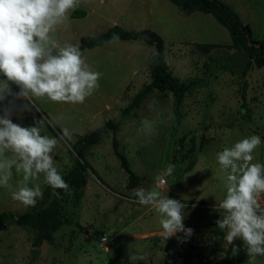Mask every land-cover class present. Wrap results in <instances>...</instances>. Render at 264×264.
Wrapping results in <instances>:
<instances>
[{"label":"rangeland","instance_id":"1","mask_svg":"<svg viewBox=\"0 0 264 264\" xmlns=\"http://www.w3.org/2000/svg\"><path fill=\"white\" fill-rule=\"evenodd\" d=\"M218 1L235 13L253 36L264 38V0ZM73 11L83 15L74 16ZM73 11L58 29L61 44H78L80 37L114 24L124 29L149 28L163 40L168 71L178 81H201L191 94L184 95L176 110L170 93L152 90L137 111L127 114L119 124L114 134L117 149L137 177L134 188L127 187L128 176L112 150L111 133L90 147L78 145L90 167L84 172V186L71 190L63 202L60 225L34 249L30 228L0 224V264H132L129 254L147 256L146 261L134 264H200L219 259L233 245L224 239L226 230L216 226L221 216L214 205L226 194L225 173L217 153L245 137L258 135L262 143L253 153V162L264 163V66L252 65L239 78L224 70L210 74L212 50H234L227 30L209 14L180 13L168 0H81ZM153 51L152 45L141 41H109L83 49L86 62L102 73L100 87L84 103L42 98L34 100L30 110H22L28 101L18 99L9 105L13 97H8L0 101V115L9 106L11 119L21 126H34L42 120V135L59 138L62 127L74 130L73 140L61 141L52 153L63 174L73 163L75 135L107 119L115 120L150 80L148 60ZM132 70L136 73L131 77ZM11 88L19 91L15 84ZM106 103L109 107L104 110ZM47 124L55 128L57 136ZM192 163L194 166L186 171ZM169 164L175 168L165 178L166 184L158 186L157 177ZM20 179L22 174L13 170L12 188L0 186V216L30 212L50 200L53 189L41 174L29 186L39 183L43 199L25 209L11 198ZM141 187L146 191L155 188L186 204L183 223L193 229V234L185 238L178 232L164 240L154 207L135 202L134 190ZM235 264H264V256L249 258L245 249Z\"/></svg>","mask_w":264,"mask_h":264},{"label":"clouds","instance_id":"2","mask_svg":"<svg viewBox=\"0 0 264 264\" xmlns=\"http://www.w3.org/2000/svg\"><path fill=\"white\" fill-rule=\"evenodd\" d=\"M81 0H0V101L13 97L28 103L22 110L35 106L34 100L47 98L52 102L82 104L99 87L102 73L94 71L86 62L77 44H61L58 29L69 13ZM119 40L118 34L111 38ZM15 84L18 92H13ZM12 108L6 106L0 115V186L12 188L13 170L22 179L17 182L11 198L25 209L35 207L43 199L38 181L41 174L44 183L52 189H61L71 195L70 185L65 181L54 162L53 151L61 141H72L73 131L62 127L57 137L42 135L43 121L34 126H21L11 119ZM258 135L245 137L217 153V161L225 173V197L214 205L221 218L216 226L226 230L224 239L232 246L233 256L240 246V239L249 258L264 256V163L253 162L254 151L261 145ZM175 165L169 164L162 176L157 177L158 186L166 184V177ZM203 170V169H202ZM58 198L59 193L53 192ZM136 203L151 205L159 214V224L164 240L184 233L193 234L183 221L186 204L162 195L154 189L134 190ZM132 264L147 260L143 254H129Z\"/></svg>","mask_w":264,"mask_h":264},{"label":"trees","instance_id":"3","mask_svg":"<svg viewBox=\"0 0 264 264\" xmlns=\"http://www.w3.org/2000/svg\"><path fill=\"white\" fill-rule=\"evenodd\" d=\"M174 4L177 10L183 14H189L193 11H200L209 14L212 18L222 25L228 32L233 52L225 50L215 51L209 55L210 66L209 73L224 70L237 78L243 76L248 68L252 65L260 68L264 66V38H257L251 34L248 28H245L237 18V15L224 3L218 0H168ZM83 15V12L73 11L72 15ZM114 34H118V41H141L152 45L154 51L148 60L150 80L143 84L142 87L132 96L129 104L123 107L117 118L107 119L94 129L82 134H76V140L72 145L73 163L71 167L63 173L65 181L70 185L71 190H78L86 182L85 170L90 166L85 161L82 151L77 147H90L111 133L112 150L119 161L120 167L128 176L127 187L134 188L137 177L130 170L125 156L118 151L117 140L114 136L119 124L129 113H135L141 100H143L152 90H157L162 95L166 92L172 96V105L176 110L183 101L185 94H191L195 86L200 83L201 79L189 78L185 81H178L167 69L164 60V43L162 38L149 28L124 29L114 24L104 31L93 35H86L79 38L78 46L80 50L92 48L103 43L111 41ZM3 79V77H0ZM47 127L53 135L57 136L54 127L47 124ZM193 163L188 166L192 167ZM94 173V172H93ZM94 175H96L94 173ZM100 183L103 181L96 176ZM59 193L58 198L53 192ZM52 196L48 203L39 209L24 212L18 215L4 214L0 216V224L13 223L20 226H26L34 232L31 242L32 248H37L43 239H49L51 233L58 228L61 223V207L68 193L61 189H53ZM235 245L240 246L237 255L233 256L232 246L219 259L210 262L203 261L200 264H235L240 254L245 250L243 242L238 239Z\"/></svg>","mask_w":264,"mask_h":264},{"label":"crops","instance_id":"4","mask_svg":"<svg viewBox=\"0 0 264 264\" xmlns=\"http://www.w3.org/2000/svg\"><path fill=\"white\" fill-rule=\"evenodd\" d=\"M135 73H136V71H135V70H132V72H131V77L134 76ZM131 77H130V78H131ZM108 107H109V104H107V103L103 105V109H104V110H106ZM193 166H194V163H193L192 167H193ZM192 167H191V168H192ZM191 168H190V169H191ZM190 169H188V170H190ZM188 170H186V171H188ZM186 171H185V172H186ZM261 202L264 203V200H263L262 198H261Z\"/></svg>","mask_w":264,"mask_h":264},{"label":"water","instance_id":"5","mask_svg":"<svg viewBox=\"0 0 264 264\" xmlns=\"http://www.w3.org/2000/svg\"><path fill=\"white\" fill-rule=\"evenodd\" d=\"M245 28H247V27L245 26Z\"/></svg>","mask_w":264,"mask_h":264}]
</instances>
